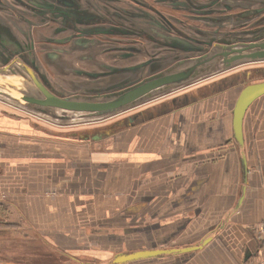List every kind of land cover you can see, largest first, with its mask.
Masks as SVG:
<instances>
[{
  "label": "crops",
  "instance_id": "1",
  "mask_svg": "<svg viewBox=\"0 0 264 264\" xmlns=\"http://www.w3.org/2000/svg\"><path fill=\"white\" fill-rule=\"evenodd\" d=\"M177 1L156 2L187 16L174 18V27L196 32L217 23L219 13H229L236 28L234 7L264 6ZM225 3L231 9L219 11ZM258 63L97 124L49 122L0 100V264H264V235L256 227L264 221V94L245 113L242 144L232 124L242 87L264 70ZM43 66L82 80L64 63ZM58 80L50 81L69 89ZM203 241L190 251L115 262L122 253Z\"/></svg>",
  "mask_w": 264,
  "mask_h": 264
},
{
  "label": "water",
  "instance_id": "2",
  "mask_svg": "<svg viewBox=\"0 0 264 264\" xmlns=\"http://www.w3.org/2000/svg\"><path fill=\"white\" fill-rule=\"evenodd\" d=\"M156 1L172 5L178 2L177 0ZM207 3L200 6L202 8L208 7L214 4V1L210 4L211 1L208 0ZM221 5L224 6V9L219 10L221 12L231 8L230 4ZM198 11L208 13L212 10ZM262 11L264 8L257 9L258 14H261ZM129 17L138 18L142 15L133 14ZM228 17H219L218 26H222V22ZM250 18L242 19L238 26L247 24V20ZM255 24H258V27L232 32L233 34L217 30L215 33L220 34L219 38L211 37L197 40L189 37L184 41L180 40V43H169L171 45L168 44L167 48H163L168 52L136 65L112 66L106 68L107 71L105 72L85 73L91 79L110 77L112 80L100 84L85 81L76 82L80 91L75 94L67 93L65 90L54 91L44 74L40 73L42 77L40 78L33 69L19 58L12 62H6V60L2 62L3 65H0V77L2 76L0 86L11 90L8 92L10 96L21 101L24 103L23 105L28 106L38 114L39 112L43 115L49 114L54 119L67 121L66 123L80 116L88 117L89 120L87 121L100 120L117 115L175 88L192 84L221 71L245 63L263 62L264 15L252 22L251 25ZM197 32L206 35L205 30L197 29ZM215 40L216 42H214ZM170 52L174 55H171ZM180 52L183 53L180 54ZM73 72L76 73L75 70ZM263 94L264 79L245 84L236 99L232 124L234 138L239 144L243 143L245 113L251 103ZM59 112L65 114L60 115ZM77 113L80 116H77ZM203 244L205 241L198 245L184 247L135 250L117 255L115 262L190 251L201 247Z\"/></svg>",
  "mask_w": 264,
  "mask_h": 264
},
{
  "label": "flooded vegetation",
  "instance_id": "3",
  "mask_svg": "<svg viewBox=\"0 0 264 264\" xmlns=\"http://www.w3.org/2000/svg\"><path fill=\"white\" fill-rule=\"evenodd\" d=\"M157 4L156 0H0V65L19 58L40 78L44 74L58 91L52 79L67 76L45 68L47 61L64 63L84 79L95 63L105 72L108 67L154 59L168 52L163 48L170 42L180 43V38L187 37L181 34L183 26L175 28L173 19ZM261 8L264 6L252 9L248 5L234 18H248ZM133 14L142 17H129ZM170 31L174 33L169 37ZM161 32L166 39L160 37ZM98 54L107 56L97 61ZM68 55L72 57L65 58ZM71 88L80 91L76 81Z\"/></svg>",
  "mask_w": 264,
  "mask_h": 264
},
{
  "label": "rangeland",
  "instance_id": "4",
  "mask_svg": "<svg viewBox=\"0 0 264 264\" xmlns=\"http://www.w3.org/2000/svg\"><path fill=\"white\" fill-rule=\"evenodd\" d=\"M200 1H202V0H199V2H197L198 4H201V2ZM129 2V1H128ZM129 5H131V4H129ZM240 8H238V7H234V9H233V14L234 15H239V14H242V12L241 11H238ZM147 9H145V11H146ZM153 11V10H152ZM152 11L151 12H149L150 14H153L152 13ZM153 12H155V11H153ZM165 12V14L166 15H168V16H170L172 19H174V18H182L183 16H185V15H183V14H181V15H178V16H176L174 13H170V14H168L169 13V11H167L166 12V10L164 11ZM232 12V11H231ZM156 13V12H155ZM154 13V14H155ZM153 14V15H154ZM229 15V17L228 18H231V16H230V14L228 13H219L218 15H217V17L219 16V17H221V16H228ZM236 15V16H237ZM257 15V16H256ZM264 15V13H262V14H258V13H255V14H253V16L255 17L256 16V18H251V19H248L247 21V24H244L243 26H238V27H236L235 28V26H232L231 25V21L230 20H227V19H225L222 23V26H218V24L216 23V22H214V23H208V28L205 30L206 32V35L205 34H199L198 32H196L193 28H188L189 26L187 25V27L186 28H183L182 27V29H184V30H182L181 31V34H183V35H187V37H186V39H188L189 37L188 36H191V37H193V38H198V39H208V38H211V37H218L219 38V35L220 34H216L215 32L217 31V30H219V31H221V32H230V33H235V32H238V31H242V30H246V29H252V28H256V27H258V24H255V25H251L252 24V22H254L255 20H257V19H259V16L261 17V16H263ZM238 17H241V16H238ZM249 17H251V16H249ZM248 17V18H249ZM232 19V18H231ZM239 19V21H241L242 19H246V18H238ZM175 20V19H174ZM207 20H210V21H213L212 19H207ZM203 22H205V21H203ZM177 26V25H176ZM232 26V27H231ZM176 28V27H175ZM164 32H161L160 33V37H162V38H164L165 37V35L163 34ZM173 33L174 32H172V31H170V32H168V34H167V36H171V34L173 35ZM232 33V34H233ZM239 35H241V34H239ZM242 36H246V35H242ZM165 39H166V37H165ZM185 38H180V40H182V41H184V40H186ZM214 42H216V40L214 41ZM171 44H172V42H170ZM206 48V47H205ZM183 52H180V54H182ZM170 54L171 55H174V53H172V52H170ZM106 55V54H105ZM105 55H101V54H98L97 55V61L98 60H103V59H105ZM107 56V55H106ZM110 58H112V57H110ZM106 59H107V57H106ZM109 59V58H108ZM98 64V63H97ZM97 64H95L96 66L95 67H97V68H95V69H93L92 70V72H101L100 70H99V66L97 65ZM258 64H261V65H263V67H264V62H260V63H258ZM250 66H254V64H249V63H245V64H243L242 65V67H250ZM67 72V71H66ZM258 73L257 74H255V75H252L251 76V78H250V80H249V82H251V81H258V80H263L264 79V70H262L261 68H260V70H258L257 71ZM1 78H2V76L0 77V80H1ZM60 78V77H59ZM87 78V79H86ZM61 81L63 82V83H65L66 85H69L70 86V88L69 89H65V92H67V93H77V92H79L78 90H77V92L75 91V89H73V88H71V84L72 83H74V82H72V78H68V77H64V76H62L61 78ZM80 81H85V82H89V83H96V84H100V83H106V82H108V80L106 79V77H98V78H96V79H91L89 76H86L85 75V78L84 79H82V80H80ZM10 92L11 90H9V89H5L4 87H2V86H0V100H2V101H5L8 105H10L11 107H13L14 109H19V110H21V111H23V112H25V113H31V114H34V116H38V117H40V118H45V119H47L49 122H55V123H59V124H62V125H66V124H71V123H75V122H87V120H89L88 119V117H81L80 116V114L79 113H77L76 115L77 116H80L79 118L78 117H76V119L75 120H72V121H68L69 123H66L67 121H62L61 119H57V118H55L54 119V117H52L51 115H49V114H42V113H40L39 112V114H38V112H33L34 110H31V108H29L28 106L26 107L25 105H23L24 103H22L21 101H19V100H17V99H15V98H13L12 96H10V94L8 93V94H6L5 92ZM2 92H4V93H2ZM26 104V103H25ZM70 114H72L71 112H69ZM58 114H65V113H61V112H59ZM74 115V114H73ZM95 121V124H97V122H103L104 120L103 119H100V120H94ZM71 122V123H70ZM90 122H93V121H90Z\"/></svg>",
  "mask_w": 264,
  "mask_h": 264
},
{
  "label": "built area",
  "instance_id": "5",
  "mask_svg": "<svg viewBox=\"0 0 264 264\" xmlns=\"http://www.w3.org/2000/svg\"><path fill=\"white\" fill-rule=\"evenodd\" d=\"M256 227L259 232V236H263L264 235V221L260 222Z\"/></svg>",
  "mask_w": 264,
  "mask_h": 264
}]
</instances>
